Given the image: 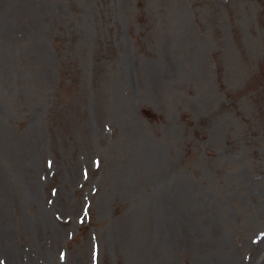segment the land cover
Masks as SVG:
<instances>
[{
    "label": "rangeland",
    "instance_id": "rangeland-1",
    "mask_svg": "<svg viewBox=\"0 0 264 264\" xmlns=\"http://www.w3.org/2000/svg\"><path fill=\"white\" fill-rule=\"evenodd\" d=\"M234 260L264 264V0H0V264Z\"/></svg>",
    "mask_w": 264,
    "mask_h": 264
},
{
    "label": "bare ground",
    "instance_id": "bare-ground-1",
    "mask_svg": "<svg viewBox=\"0 0 264 264\" xmlns=\"http://www.w3.org/2000/svg\"><path fill=\"white\" fill-rule=\"evenodd\" d=\"M261 250V241H257L254 246H253V253L252 255L255 256V255H259L258 252H260ZM257 255V256H258ZM230 264H239V262H237L236 260L232 261Z\"/></svg>",
    "mask_w": 264,
    "mask_h": 264
}]
</instances>
